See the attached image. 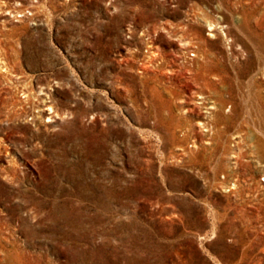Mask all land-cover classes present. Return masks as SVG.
I'll return each instance as SVG.
<instances>
[{
	"label": "rangeland",
	"instance_id": "1",
	"mask_svg": "<svg viewBox=\"0 0 264 264\" xmlns=\"http://www.w3.org/2000/svg\"><path fill=\"white\" fill-rule=\"evenodd\" d=\"M0 264H264V0H0Z\"/></svg>",
	"mask_w": 264,
	"mask_h": 264
}]
</instances>
